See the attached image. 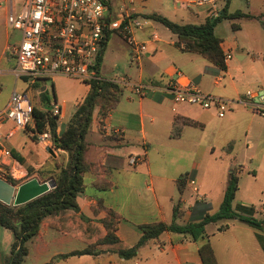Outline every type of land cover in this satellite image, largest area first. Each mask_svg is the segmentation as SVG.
<instances>
[{
    "label": "crops",
    "instance_id": "1",
    "mask_svg": "<svg viewBox=\"0 0 264 264\" xmlns=\"http://www.w3.org/2000/svg\"><path fill=\"white\" fill-rule=\"evenodd\" d=\"M118 1L115 5L108 0L111 15L117 13L121 0ZM243 1L244 8L233 6V0L228 5L230 13L239 11L249 16L234 22L237 30L233 31L228 21L215 27L216 36L222 40L223 54L231 55L225 61L224 72L200 55L181 51L175 45L176 37L156 21L147 19L145 27L135 32L134 38L139 42H147L152 35H156V40L148 41L147 51L139 61L131 59L126 44L130 74L122 77L154 86L157 91L139 99L129 87L120 86L119 100L104 118L95 110L85 138L88 144L85 158L91 171L84 178V193L77 199L79 212L67 211L46 218L38 236L26 244L27 255L21 264H201L198 248L204 241L171 232L148 241L138 249L136 257L128 260L110 253L56 257L86 248L81 240L82 228L71 226L72 219L81 215L104 235L101 221L106 218V211L116 213L120 219L115 235L128 249L141 238V225L171 223L177 203L179 225L193 217L197 203H204L209 215H213L219 209L231 173L237 177L238 187L232 211L244 218L264 221V216L254 215L257 207L264 204V116L235 103L248 90L264 96V0ZM223 5L220 2L211 9L176 5L173 0H133L137 16L155 14L180 25L204 24ZM1 9L6 30L0 41V58L9 50L7 9ZM14 32L19 41L20 34ZM99 77L108 81L119 79L100 74ZM55 78L49 81L54 83ZM20 79L26 85L21 93L32 97L34 109L50 111L54 104L60 107L59 121L66 117L69 121L90 89L89 84L81 85V93L73 99V109L69 110L67 100L59 104L54 99L50 104L45 96L46 81L30 86L27 79ZM170 82L182 87L194 86L203 94L230 101V110L219 118L214 108L174 106L171 95L165 91ZM183 120L196 126L179 125L178 137L172 138L174 125ZM9 129L10 122L0 127V154L8 150L14 160L13 155L19 157L22 161H16L25 172L31 168L35 174L51 173L55 166H66L67 153L54 150L50 154L27 131H17L8 138ZM59 129L62 130L60 124ZM132 157L138 159L135 166L129 165ZM11 165V160L0 155V173L9 171ZM183 175L196 181L197 196L186 182L182 193L179 192L177 180ZM98 201L102 210L94 213ZM205 231L218 264H264V225L253 228L237 219L221 220L207 225ZM7 241L10 243L9 237Z\"/></svg>",
    "mask_w": 264,
    "mask_h": 264
},
{
    "label": "trees",
    "instance_id": "2",
    "mask_svg": "<svg viewBox=\"0 0 264 264\" xmlns=\"http://www.w3.org/2000/svg\"><path fill=\"white\" fill-rule=\"evenodd\" d=\"M220 2H223L224 5L219 6L217 15L201 25H180L155 14L149 15L145 19L162 24L176 37L175 45L181 51L200 55L213 67L224 72L226 69L225 58L220 47L222 40L216 36L215 27L223 21H228L231 29L235 31L238 26L234 22L249 16L239 11L230 13L228 11L230 0H218V3ZM111 34L109 31L104 32V41L96 58L95 69L97 71ZM89 86L88 94L75 107L63 130L59 129V119L52 116L50 111L33 109L32 112L34 131L36 133L49 132L51 134L54 148L68 155L66 166H55L54 171L51 173L38 171L36 174L33 169L28 168L26 169L28 178L23 182L16 181L9 174L0 173V177H3L5 181L14 187H18L33 179V177L38 178L40 182L52 180L55 184V187L48 193L22 206H7L0 202V228L10 231L13 237L9 256L4 264H21L24 261L27 255L26 244L38 236L40 226L46 218L58 216L67 211L79 212L77 199L84 193V178L91 171V166L85 158L88 151L85 138L92 124L94 112L97 109L99 117L104 118L107 112L118 102L122 92L119 85L105 79L92 81ZM179 125L196 126L192 121L183 120V122L174 125L172 138L178 137L180 133ZM31 138L37 142L36 136L33 135ZM13 156L18 162L22 161L19 157ZM186 177V175H183L177 180L180 193L185 187ZM237 189V177L231 173L219 209L215 214L209 215L207 206L204 203H197L193 209V217L186 224L179 225L176 223L178 219L177 203L172 210L171 223L157 222L141 225L139 229L142 236L137 244L129 249L115 235L120 217L113 211L107 210L106 218L101 221L104 235L102 230L93 227L89 219L83 215L78 219L73 218L71 226L82 228L80 232L81 234L84 233V237L81 240L86 244V248L60 255L56 259L110 253L128 260L136 257L138 249L148 241L157 239L165 232H171L188 236L193 241H204L198 248L200 263L218 264L214 251L207 241L208 237L205 231L207 225L232 219H237L253 228H261L264 225V221L258 222L254 219L244 218L232 211L231 205ZM97 206L94 213L102 210L101 201H98ZM47 264L54 263L49 262Z\"/></svg>",
    "mask_w": 264,
    "mask_h": 264
},
{
    "label": "built area",
    "instance_id": "3",
    "mask_svg": "<svg viewBox=\"0 0 264 264\" xmlns=\"http://www.w3.org/2000/svg\"><path fill=\"white\" fill-rule=\"evenodd\" d=\"M173 1L185 7L205 6L211 9L218 3V0ZM14 2L18 3L17 7ZM1 8L7 9L6 24L20 34L17 46L9 47L16 62L14 75L19 79H27L30 86L37 81H49L55 77L75 79L86 84L102 80L95 65L105 31L117 34L129 46L133 61H139L146 53L148 41L156 40V35H152L147 42H139L134 38L135 32L145 27L147 19L135 14L133 0H121L115 15L110 14L108 0H0ZM224 58L225 61L229 60L230 53L224 54ZM110 82L129 87L139 99L157 91L154 86L131 82L126 77ZM165 91L171 95L174 106H197L205 110L214 108L219 118L230 110V101L203 94L194 86L182 87L170 82ZM235 103L264 116V96L260 93L248 90ZM33 109L31 97L27 93H14L7 106L0 111V127L10 122L8 138L17 131L28 130L44 149L56 150L49 132L34 131ZM50 112L52 116L61 117V109L57 104L50 108ZM0 155L12 162L7 174L15 180L26 177V172L8 150H2ZM137 162V157L129 159L130 166H135ZM185 182L197 196L199 187L196 181L186 178ZM254 215L264 216V204L257 207Z\"/></svg>",
    "mask_w": 264,
    "mask_h": 264
},
{
    "label": "rangeland",
    "instance_id": "4",
    "mask_svg": "<svg viewBox=\"0 0 264 264\" xmlns=\"http://www.w3.org/2000/svg\"><path fill=\"white\" fill-rule=\"evenodd\" d=\"M111 1H113L115 5H117V2L119 3L118 0H111ZM14 3L17 4V2ZM232 3L233 6L237 8L245 7V3L243 0H233ZM3 21H4V16H3V10L1 9L0 10V37H1L0 41L1 42L3 40L2 37H4L6 30ZM248 23H252V22H248ZM7 26L9 27L8 46L12 48L17 46L18 41L14 30L9 25ZM158 27L161 26L158 24ZM129 58L130 57L127 54L126 43L116 34L112 33L107 41L105 51L103 53L101 62L98 67L99 74L108 79L109 78L117 79L124 76L125 74H130ZM15 67H16L15 58L12 55V52L10 50H7L0 58V111L11 99L13 93H21L26 87L24 82L14 75ZM55 79L56 80L54 83H51L50 81H46L45 96L50 101V104L53 103L54 99L59 104L63 100H67L69 102L68 109L72 110L75 102L73 101V99L79 96V94L81 93L82 86L85 85V83L65 77H56ZM67 122H68V117L60 121V127L62 130L65 128ZM25 131L28 132V130ZM7 173L8 171L2 172V174H7ZM0 178L3 179V177ZM27 178L28 175L25 178L16 181L23 182ZM7 237H9L10 243H8ZM12 241H13L12 233L8 230L0 228V264H4V262L8 258Z\"/></svg>",
    "mask_w": 264,
    "mask_h": 264
},
{
    "label": "water",
    "instance_id": "5",
    "mask_svg": "<svg viewBox=\"0 0 264 264\" xmlns=\"http://www.w3.org/2000/svg\"><path fill=\"white\" fill-rule=\"evenodd\" d=\"M50 154L52 151L47 150ZM55 187L52 180L40 182L33 178L18 187L0 178V202L4 205L22 206L48 193Z\"/></svg>",
    "mask_w": 264,
    "mask_h": 264
}]
</instances>
